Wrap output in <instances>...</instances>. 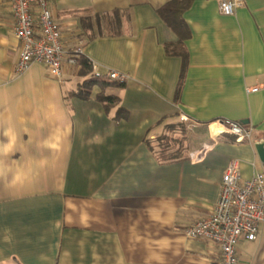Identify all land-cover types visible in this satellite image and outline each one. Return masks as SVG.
<instances>
[{"label":"crops","instance_id":"0c3cea01","mask_svg":"<svg viewBox=\"0 0 264 264\" xmlns=\"http://www.w3.org/2000/svg\"><path fill=\"white\" fill-rule=\"evenodd\" d=\"M170 1L183 2L175 21L158 12ZM49 7L68 51L79 46L126 80L85 99L79 66L64 62L60 80L40 63L16 74L19 41L0 0V264H220L216 245L184 231L212 211L230 161L243 178L264 173V0L232 15L218 0ZM180 118L192 134L162 159L152 140ZM218 118L251 139L212 140L207 123ZM237 248V264H264V227Z\"/></svg>","mask_w":264,"mask_h":264},{"label":"built area","instance_id":"2783aa9c","mask_svg":"<svg viewBox=\"0 0 264 264\" xmlns=\"http://www.w3.org/2000/svg\"><path fill=\"white\" fill-rule=\"evenodd\" d=\"M245 0H218V10L232 15ZM13 32L19 41L15 73L25 71L31 64L47 67L51 78L60 80L64 62L76 66V57L83 53L79 46L68 51L62 42V33L49 7V0H10ZM92 75L107 77L123 83L126 75L116 71L102 72L92 63ZM258 87L248 88L256 91ZM209 136L217 140L233 135L236 141L251 139V128L240 122L218 118L207 123ZM198 158L200 155L198 154ZM264 227V173L256 172L243 178L238 161H230L222 175L220 190L209 215L200 218L185 229L189 238L205 239L220 249V264H237L238 242L254 240Z\"/></svg>","mask_w":264,"mask_h":264},{"label":"trees","instance_id":"16d2710c","mask_svg":"<svg viewBox=\"0 0 264 264\" xmlns=\"http://www.w3.org/2000/svg\"><path fill=\"white\" fill-rule=\"evenodd\" d=\"M179 5H183V2L170 1V2L166 3L165 5H163L162 7H160L158 12L161 15H163L164 18L170 19V21L171 20L175 21L176 20L175 9L176 8L178 9ZM182 8H183V6H182ZM166 51H169V46L166 47ZM76 66H79L78 74L80 76L85 77L83 82L80 84L77 93H75L78 97L87 99L90 95L91 88L94 85L99 86L100 89L103 90V89L107 88L108 86H115L116 84L118 86H120L122 84V83H117L115 81H112L105 76L98 78V77H95L94 75H92L91 61L87 57H85L83 54L76 57ZM98 99L100 101H102L106 105V107L113 105L116 101V97H114L112 95H104L103 92L98 95ZM126 114H127V111L123 107H119L117 109V116L118 117H125ZM171 125H173V124H170L167 127H171ZM165 150H167V148L164 149V152H165ZM173 155L175 156L176 152L163 154V155H159V156L162 159H171V158H173L172 157Z\"/></svg>","mask_w":264,"mask_h":264},{"label":"rangeland","instance_id":"374dc122","mask_svg":"<svg viewBox=\"0 0 264 264\" xmlns=\"http://www.w3.org/2000/svg\"><path fill=\"white\" fill-rule=\"evenodd\" d=\"M190 134H192L190 122L187 119L180 118L171 127H166L156 134L152 142L160 155L179 152L186 144ZM165 148L167 150L164 152Z\"/></svg>","mask_w":264,"mask_h":264},{"label":"water","instance_id":"95a60500","mask_svg":"<svg viewBox=\"0 0 264 264\" xmlns=\"http://www.w3.org/2000/svg\"><path fill=\"white\" fill-rule=\"evenodd\" d=\"M257 152L259 153L261 159L264 161V144L260 143L256 145Z\"/></svg>","mask_w":264,"mask_h":264}]
</instances>
